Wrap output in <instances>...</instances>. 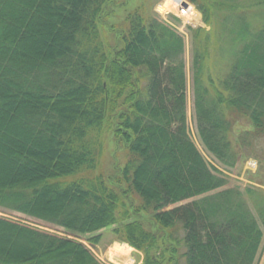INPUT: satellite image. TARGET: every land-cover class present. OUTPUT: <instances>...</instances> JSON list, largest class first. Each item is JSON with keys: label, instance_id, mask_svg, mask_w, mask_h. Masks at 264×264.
Instances as JSON below:
<instances>
[{"label": "trees", "instance_id": "obj_1", "mask_svg": "<svg viewBox=\"0 0 264 264\" xmlns=\"http://www.w3.org/2000/svg\"><path fill=\"white\" fill-rule=\"evenodd\" d=\"M187 1L206 26L226 12L212 93L203 74L216 30L190 36L198 135L233 167L264 153V0ZM107 2L0 0V208L76 235L121 220L113 233L143 252L142 264H255L264 190H219L225 177L191 140L182 37L132 11L112 26L110 47L99 33ZM240 120L250 127L235 132ZM105 129L126 161L114 176H83L96 167ZM0 264L102 263L79 241L0 217Z\"/></svg>", "mask_w": 264, "mask_h": 264}, {"label": "rangeland", "instance_id": "obj_2", "mask_svg": "<svg viewBox=\"0 0 264 264\" xmlns=\"http://www.w3.org/2000/svg\"><path fill=\"white\" fill-rule=\"evenodd\" d=\"M167 1L170 4H175L177 6L176 10L162 11L159 7L165 5ZM254 0H249L246 2V6H253ZM193 5V4H192ZM178 3L175 0H109L106 4L108 10L107 14L103 17L101 25H99L100 39L107 43L110 47H116L118 44V39L116 37V32L114 31L113 25H122V22L129 12L137 11L145 16H152L159 21H164L169 27L176 30V32L182 37L184 48L180 56V61L184 65L185 79H186V113H187V127L188 134L191 140L195 143L198 150L203 155L204 159L207 161L208 165L212 170H217L218 174L223 175L226 179V184L219 190L225 188L240 187L241 190L253 186L256 188H261L264 190V153L257 149V155L254 152L250 156L242 158L233 167H227L221 164L216 158H214L210 153H208L199 138L198 129L195 119V89L194 76H193V58H194V47L192 44V39L190 36V29H195L197 27H203L206 31L216 30L215 38H210L208 49L209 55L205 59L204 67V85L211 92L212 86L209 80L211 77H216L220 73L222 66V59L224 57V51L221 50L219 42L223 41L221 35L219 34L218 28H221L225 24L226 20L224 18L225 11H214L211 15V19L214 22L213 26H206L203 15L193 5V15L191 20H187L186 14L191 13L189 11L181 12L178 8ZM218 43V45H214ZM213 48V49H212ZM212 49V50H211ZM212 93V92H211ZM250 125L245 120H240L235 125V132L249 128ZM235 135H231L230 139L234 142ZM102 141V149L100 148V154H98V161L95 169L91 171H84L81 173L83 176L93 177L100 173L103 177L114 176L120 169V167L126 161V155L124 151L115 143L110 130H103L99 137ZM263 160V161H261ZM217 191V190H216ZM215 192V191H214ZM205 195H201L194 199H200ZM134 204L139 202L132 200ZM187 201L171 205L168 208H173L179 204H184ZM127 202V201H126ZM129 204V202H127ZM121 216V215H120ZM120 216L118 219H120ZM0 217L5 218L10 221H15L21 224L28 225L33 228H37L55 235H60L62 237H67L74 239L83 243L91 253L102 263V264H142L143 262V252L131 247L126 242H121L117 240V236L113 233V229L121 225V220H118L113 226L99 230L95 235H100L101 238L96 245H92L89 238L94 234L86 235H76L69 231H66L62 227L46 223L40 219L30 218L24 214L10 211L7 209L0 208ZM146 219L145 217H143ZM145 223V227L148 228V223ZM176 231L174 232V235ZM178 237L182 235L181 231L176 234ZM122 247L127 249L128 253L120 255L113 251V247ZM160 247V245H159ZM255 264H264V238L261 242Z\"/></svg>", "mask_w": 264, "mask_h": 264}, {"label": "bare ground", "instance_id": "obj_3", "mask_svg": "<svg viewBox=\"0 0 264 264\" xmlns=\"http://www.w3.org/2000/svg\"><path fill=\"white\" fill-rule=\"evenodd\" d=\"M160 8L162 9V11H167L169 9L170 10H176L177 6L175 4L172 5V4H170V1H167L164 6L159 7V10H160ZM190 12L191 13H187L186 16H184V17H186L187 20H191V18H192L191 15H193V13H192L193 9ZM113 251H115L116 253H118L120 255L128 253L127 249L122 248V247H118V246L113 247Z\"/></svg>", "mask_w": 264, "mask_h": 264}, {"label": "built area", "instance_id": "obj_4", "mask_svg": "<svg viewBox=\"0 0 264 264\" xmlns=\"http://www.w3.org/2000/svg\"><path fill=\"white\" fill-rule=\"evenodd\" d=\"M178 8H180V11H181L182 13L185 12V10L188 11V8L185 7V6H181V5H179Z\"/></svg>", "mask_w": 264, "mask_h": 264}, {"label": "water", "instance_id": "obj_5", "mask_svg": "<svg viewBox=\"0 0 264 264\" xmlns=\"http://www.w3.org/2000/svg\"><path fill=\"white\" fill-rule=\"evenodd\" d=\"M177 1H180V0H177ZM183 5H186V2H183Z\"/></svg>", "mask_w": 264, "mask_h": 264}]
</instances>
